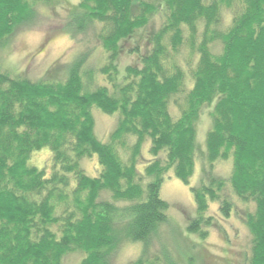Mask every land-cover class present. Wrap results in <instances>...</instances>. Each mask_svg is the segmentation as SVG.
<instances>
[{
    "label": "trees",
    "instance_id": "obj_1",
    "mask_svg": "<svg viewBox=\"0 0 264 264\" xmlns=\"http://www.w3.org/2000/svg\"><path fill=\"white\" fill-rule=\"evenodd\" d=\"M65 2L0 0V52ZM63 21L73 40L94 35L105 64L94 70L80 54L41 81L0 64V264H64L72 254L114 264L126 244L142 247L130 264H178L153 251L169 225L161 189L170 176L190 185L198 161L187 231L205 239L210 204L229 218L243 203L245 264H264V0H80ZM125 53L136 63L121 72ZM94 110L118 119L106 142ZM44 149L51 166H31ZM92 159L96 177L81 166ZM219 163L231 164L227 178L214 173Z\"/></svg>",
    "mask_w": 264,
    "mask_h": 264
},
{
    "label": "rangeland",
    "instance_id": "obj_2",
    "mask_svg": "<svg viewBox=\"0 0 264 264\" xmlns=\"http://www.w3.org/2000/svg\"><path fill=\"white\" fill-rule=\"evenodd\" d=\"M80 0H66L64 7L48 9L46 18L31 28L18 32L10 44L0 52V64L12 73L19 74L32 81H41L51 76L65 74L66 66L80 54L88 55L90 66L95 70L105 64V53L92 33L78 35L73 40L64 31L63 19L67 9L75 7ZM160 21V20H159ZM159 21L153 27L159 26ZM134 40L125 44L130 48ZM145 44L141 40V46ZM136 63V58L124 54L120 59V70L123 72L128 65ZM99 83L105 85L100 78ZM172 113L175 115L173 109ZM95 133L101 142L108 140L109 134L115 129L117 117L107 116L94 110ZM211 128L208 112L204 110L198 125V143L205 149L206 134ZM148 147L143 151L145 159L151 160ZM52 154L49 149L36 153L30 165L38 169L51 166ZM231 164L219 163L214 173L227 178ZM82 168L90 177L98 175L96 159L85 160ZM204 175V163L198 161L190 185L177 178H167L161 189V198L170 205L169 225L161 230V236L153 240V251L161 255L169 253L178 264H245V257L250 247V236L243 222V214L247 205L236 202L235 212L229 218H224L219 212V203L210 204L207 217L215 218L214 225L207 229V237L191 234L187 227L191 220L197 218V207L191 189L199 185ZM252 208V207H251ZM160 238V239H159ZM142 247L139 244L122 246L114 258V264H130L137 260ZM83 256L72 254L64 264H79Z\"/></svg>",
    "mask_w": 264,
    "mask_h": 264
}]
</instances>
